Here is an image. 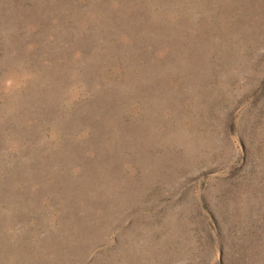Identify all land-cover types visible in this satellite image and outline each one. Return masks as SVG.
Masks as SVG:
<instances>
[{
	"label": "rangeland",
	"instance_id": "obj_1",
	"mask_svg": "<svg viewBox=\"0 0 264 264\" xmlns=\"http://www.w3.org/2000/svg\"><path fill=\"white\" fill-rule=\"evenodd\" d=\"M0 264H264V0H0Z\"/></svg>",
	"mask_w": 264,
	"mask_h": 264
}]
</instances>
